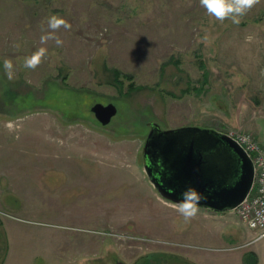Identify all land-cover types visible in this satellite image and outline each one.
Instances as JSON below:
<instances>
[{
    "label": "rangeland",
    "instance_id": "1",
    "mask_svg": "<svg viewBox=\"0 0 264 264\" xmlns=\"http://www.w3.org/2000/svg\"><path fill=\"white\" fill-rule=\"evenodd\" d=\"M51 15L71 30L26 69ZM95 102L115 104L108 124ZM151 121L264 148V0L239 24L199 0H0V264H245L253 251L264 264V236L234 210L186 222L159 195L143 168Z\"/></svg>",
    "mask_w": 264,
    "mask_h": 264
},
{
    "label": "water",
    "instance_id": "2",
    "mask_svg": "<svg viewBox=\"0 0 264 264\" xmlns=\"http://www.w3.org/2000/svg\"><path fill=\"white\" fill-rule=\"evenodd\" d=\"M89 109L102 125L116 114L111 102H95ZM142 158L150 183L161 197L173 203H178L183 191L191 187L202 196L198 206L232 210L247 196L253 182L249 155L229 135L212 127L162 129L152 121Z\"/></svg>",
    "mask_w": 264,
    "mask_h": 264
},
{
    "label": "clouds",
    "instance_id": "3",
    "mask_svg": "<svg viewBox=\"0 0 264 264\" xmlns=\"http://www.w3.org/2000/svg\"><path fill=\"white\" fill-rule=\"evenodd\" d=\"M260 3V0H199V4L206 10L209 16L214 17L220 22L231 20L233 24H239L241 18L245 16L252 8ZM72 25L64 18L57 15H51L47 19V30L40 37V47H38L31 55L24 58L23 67L30 70L37 69L48 55L46 45L49 41H54L57 47H62L64 41L56 35L61 28L66 31L71 30ZM18 47V45H17ZM5 75L9 81L15 79V68L11 59L3 61ZM9 131H13L14 127L11 123L6 125ZM19 138L18 136L16 137ZM174 192V190H170ZM182 199L176 205V211L184 218L190 221L197 216L199 211L198 204L202 196L194 189L187 188L183 191Z\"/></svg>",
    "mask_w": 264,
    "mask_h": 264
},
{
    "label": "built area",
    "instance_id": "4",
    "mask_svg": "<svg viewBox=\"0 0 264 264\" xmlns=\"http://www.w3.org/2000/svg\"><path fill=\"white\" fill-rule=\"evenodd\" d=\"M249 155L253 165L252 188L234 209L235 213L252 229H257L255 238L264 236V148L249 132H226Z\"/></svg>",
    "mask_w": 264,
    "mask_h": 264
},
{
    "label": "trees",
    "instance_id": "5",
    "mask_svg": "<svg viewBox=\"0 0 264 264\" xmlns=\"http://www.w3.org/2000/svg\"><path fill=\"white\" fill-rule=\"evenodd\" d=\"M54 94V93H53ZM57 94H55V96H56ZM48 96L49 97H47V99L48 100H51V99H53V101H55V100H57L56 99V97L54 96V95H52L51 93H49L48 94ZM56 102V101H55ZM32 103H34V102H32ZM37 103V102H36ZM35 104V103H34ZM71 106H73V104H71ZM78 106H80V107H78V108H80V110L82 109V107H83V105H78ZM76 110V109H75ZM82 112V111H81ZM250 259H247L248 260V262H247V260L245 259V264H256V262H257V257H256V255H255V253H253V252H250Z\"/></svg>",
    "mask_w": 264,
    "mask_h": 264
},
{
    "label": "crops",
    "instance_id": "6",
    "mask_svg": "<svg viewBox=\"0 0 264 264\" xmlns=\"http://www.w3.org/2000/svg\"><path fill=\"white\" fill-rule=\"evenodd\" d=\"M174 204H177V203H174ZM199 208H201L200 210H206V211H208V212H210V213H217V212H215V211H211V210H209V209H206V208H203V207H200V206H198ZM219 212H221V211H219ZM199 213H201L202 215H205L206 213L205 212H200L199 211ZM191 228H192V226L191 225H189ZM196 226V225H195ZM195 228V227H194ZM194 228H192L191 230L193 231V232H195V229ZM192 237V236H191ZM244 252V251H243ZM253 253H255V255H256V257H257V262H256V264H259V254L258 253H256V252H254L253 251Z\"/></svg>",
    "mask_w": 264,
    "mask_h": 264
},
{
    "label": "flooded vegetation",
    "instance_id": "7",
    "mask_svg": "<svg viewBox=\"0 0 264 264\" xmlns=\"http://www.w3.org/2000/svg\"><path fill=\"white\" fill-rule=\"evenodd\" d=\"M151 122H152V121H151ZM151 122H150V123H151ZM150 123H148V126H149L148 131H149V129H150ZM148 131H147V133H148ZM146 135H147V134H146Z\"/></svg>",
    "mask_w": 264,
    "mask_h": 264
}]
</instances>
